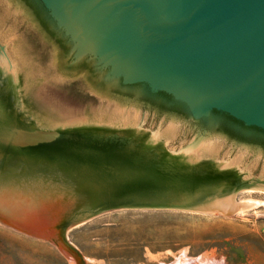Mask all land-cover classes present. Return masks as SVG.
I'll return each instance as SVG.
<instances>
[{
    "label": "rangeland",
    "instance_id": "rangeland-1",
    "mask_svg": "<svg viewBox=\"0 0 264 264\" xmlns=\"http://www.w3.org/2000/svg\"><path fill=\"white\" fill-rule=\"evenodd\" d=\"M27 1L31 8L21 0H0V179L31 163L38 170H53L50 162L75 164L80 159L92 166L89 159L74 155L91 140L96 149H104L106 141L134 151L152 137L161 141L164 149L146 153L139 158L143 163L163 155L188 158L185 153L209 146L210 153L197 160H211L220 169L234 163V172L255 181L250 189L226 194L233 196L234 205L250 203L240 212L118 209L67 228L63 239L77 253V264H264V133L242 128L219 112L193 121L164 94L142 85L101 83L81 62L68 66V56L37 21L42 13L36 1ZM124 131L130 136L118 134ZM8 138L12 141L6 142ZM108 168L107 178H114ZM181 172V178L212 184L233 182L210 167ZM44 175L31 171L17 177L35 181L48 178ZM32 189L13 190L28 201H11L13 222L8 224L40 235L54 214L34 201ZM12 227L0 223V264H75L52 243Z\"/></svg>",
    "mask_w": 264,
    "mask_h": 264
},
{
    "label": "water",
    "instance_id": "water-1",
    "mask_svg": "<svg viewBox=\"0 0 264 264\" xmlns=\"http://www.w3.org/2000/svg\"><path fill=\"white\" fill-rule=\"evenodd\" d=\"M37 1L51 28L69 45L68 66L85 61L102 82L142 85L150 93H164L193 121L215 111L264 131V0ZM118 134L130 136L127 131ZM92 141L74 155L94 165L81 159L75 164L49 163L64 187L72 190L69 199L52 188L39 197L51 201L57 211L46 230L58 240L0 223L52 243L77 264L79 258L63 239L69 227L118 209L211 213L214 198L255 186L249 175L243 177L231 167L220 169L211 160L163 155L157 162L149 157L143 163L140 157L164 149L160 142H144L140 151H134L116 149L106 141L104 149H96ZM109 160L114 178H107L108 167L102 165ZM207 167L217 176L230 175L233 182L212 184L177 173Z\"/></svg>",
    "mask_w": 264,
    "mask_h": 264
},
{
    "label": "bare ground",
    "instance_id": "bare-ground-1",
    "mask_svg": "<svg viewBox=\"0 0 264 264\" xmlns=\"http://www.w3.org/2000/svg\"><path fill=\"white\" fill-rule=\"evenodd\" d=\"M124 124L125 125L128 124L129 126L132 125L130 123V121H127V120H124ZM133 130H134V128H133ZM149 142L154 143V142H161V141H159L158 139H154V137H152L149 140ZM209 149H210L209 146H207V147L199 146V147H196V149H194L188 153H185L184 155H186V156L189 155L188 159L195 161L200 156H205L207 153H210ZM224 167L225 168L226 167L234 168V163L226 164ZM34 169H36V167L32 163L27 164L22 169L17 171V175L19 174L20 177H23L27 173L33 171L35 173L38 172L41 175L47 174L46 177H48V178L42 177L41 179H37L35 181H28V180H25L26 178H18L16 174H13L8 170L9 174L5 175L6 178L0 179V221L6 222V223L13 222L12 221L13 218L11 217V214L9 211L10 208H8L11 201H14L15 199H17L20 203H23V200H25L24 203H26L28 201V200L24 199L25 197L22 194L20 197H17L18 195H20V194H18L20 192L13 193V190H17L18 187L24 188V189H32L33 188L32 189L33 193H31V195H32L34 201L37 204L42 205L45 208H47V210H49L51 212V214H54V215H55V212H57V211H53L54 206L51 204V201H48L47 199H39V197L41 195H46L47 192L52 188V189L58 191L63 197L69 199L68 197L70 196L72 190L64 187L65 183H64L63 179H61V175L58 172H56V170H54V169L53 170L43 169V170H45V172H44L42 169H41L42 171L38 170V169H36V170H34ZM14 188H16V189H14ZM36 190L37 191L41 190L42 193L39 194V193L35 192ZM232 197H233L232 195H226L222 198L216 199L215 201L210 203V207L213 210H215L216 212L222 211L224 213V212L235 211V210L240 212L245 207L250 205V203L246 202V201L245 202L243 201V202H240V203L234 205ZM67 199H66V201H67ZM54 220H55V217L53 219H51V222H52L51 224L54 223ZM49 223H47L46 227L48 226ZM21 224H22V222H21ZM46 227H45L44 233H42L40 235L39 234L37 235V233H34V235L38 236V237H43V238H52V239L55 238V239H57L56 234L52 233L51 231L46 230ZM57 227H59V226H57ZM59 244H60V242H59ZM75 254H76L75 256L77 258H79L76 252H75Z\"/></svg>",
    "mask_w": 264,
    "mask_h": 264
},
{
    "label": "trees",
    "instance_id": "trees-1",
    "mask_svg": "<svg viewBox=\"0 0 264 264\" xmlns=\"http://www.w3.org/2000/svg\"><path fill=\"white\" fill-rule=\"evenodd\" d=\"M28 8H31L30 7V5H29V3H28V1L27 0H21ZM36 1V4L38 5V7H39V9H40V11H41V13H42V16H39L38 15V17H37V21L39 22V24H40V26L43 28V30H45V32L49 35V36H52V37H54L55 38V44L59 47V49L62 51V53L65 55V56H67V54H68V50H69V45H67V43H66V41H65V39L64 38H62L56 31H54L52 28H51V25H50V27H49V25H47V24H50L49 23V21H48V18L46 17V13H45V11H44V9H43V7L41 6V4L37 1V0H35ZM36 13V12H35ZM37 14V13H36ZM48 22V23H46V22ZM52 29V30H51ZM79 66L83 69L84 68V70H86V72H88V74H90V75H94L95 76V73H94V71H93V69H92V67H91V65L89 64V63H87V62H85V61H82L80 64H79ZM81 71V70H80ZM101 83H103L102 81H101ZM158 94H164V93H161V92H159ZM165 95V94H164ZM167 96V95H166ZM168 98H169V101L170 102H173V104H176V105H178V106H181L180 104H178V103H176V102H174V101H172V99L169 97V96H167ZM213 112H215V111H213ZM227 116V115H226ZM230 120H232L234 123H237V124H239L240 125V127H242V128H248V129H254V130H257V131H259V132H262V133H264V131L263 130H260V129H257V128H254V127H244L243 125H242V123H240V122H238V121H236L235 119H233V118H231V117H229V116H227Z\"/></svg>",
    "mask_w": 264,
    "mask_h": 264
},
{
    "label": "flooded vegetation",
    "instance_id": "flooded-vegetation-1",
    "mask_svg": "<svg viewBox=\"0 0 264 264\" xmlns=\"http://www.w3.org/2000/svg\"><path fill=\"white\" fill-rule=\"evenodd\" d=\"M68 45V44H67Z\"/></svg>",
    "mask_w": 264,
    "mask_h": 264
}]
</instances>
